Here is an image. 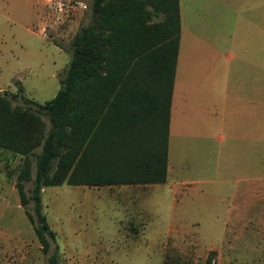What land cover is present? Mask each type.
<instances>
[{"label":"rangeland","instance_id":"rangeland-1","mask_svg":"<svg viewBox=\"0 0 264 264\" xmlns=\"http://www.w3.org/2000/svg\"><path fill=\"white\" fill-rule=\"evenodd\" d=\"M72 1L59 7L58 0H0V90L16 94L12 103H24L19 85L38 102L60 87L73 36L91 17L87 0L85 7ZM180 4L188 31L198 24L217 39L240 15L257 20L264 11L259 0ZM231 49L199 42L185 55L189 62H228ZM184 128L185 136L171 140L165 182L42 188L63 264H204L210 252L213 264H264V143L231 147L215 139L218 129L201 140L194 122ZM21 159L0 148V264H43L54 243L44 249L20 203ZM246 174L256 176L248 194L240 178Z\"/></svg>","mask_w":264,"mask_h":264},{"label":"trees","instance_id":"trees-1","mask_svg":"<svg viewBox=\"0 0 264 264\" xmlns=\"http://www.w3.org/2000/svg\"><path fill=\"white\" fill-rule=\"evenodd\" d=\"M87 1L90 20L73 36L55 95L38 102L19 85L20 104L0 90V148L22 158L15 185L45 250L55 231L42 210L44 186L167 177L179 0ZM212 253L204 264H213ZM63 263L54 243L43 264Z\"/></svg>","mask_w":264,"mask_h":264},{"label":"crops","instance_id":"crops-1","mask_svg":"<svg viewBox=\"0 0 264 264\" xmlns=\"http://www.w3.org/2000/svg\"><path fill=\"white\" fill-rule=\"evenodd\" d=\"M259 2L264 3V0ZM179 17L166 180L170 171L168 156L171 140L175 136H185L184 127L189 121L194 122L195 139L209 138L211 131L218 129L215 139L231 147L249 148L264 143V11L258 13L257 20L256 17L251 19L240 15L232 23L231 30L227 29L220 39L212 32L198 29V24L195 33L188 31L184 26L180 0ZM199 42L214 50L219 45L230 46L231 53L226 56L228 62H199L197 59L189 62L185 48L192 45L198 48ZM255 177L250 174L240 177L248 181L242 188L247 194ZM238 189H241L240 186L235 187V192Z\"/></svg>","mask_w":264,"mask_h":264},{"label":"built area","instance_id":"built-area-1","mask_svg":"<svg viewBox=\"0 0 264 264\" xmlns=\"http://www.w3.org/2000/svg\"><path fill=\"white\" fill-rule=\"evenodd\" d=\"M69 1V4L71 5V6H73L74 5V1H72L71 2V0H68ZM79 4H81V5H83L84 7L86 6V3L85 2H83V0H79V1H77ZM58 3H59V7H60V5L62 4V0H58Z\"/></svg>","mask_w":264,"mask_h":264}]
</instances>
